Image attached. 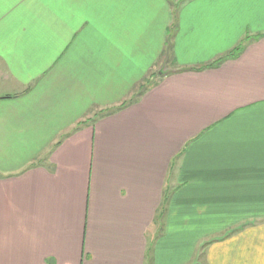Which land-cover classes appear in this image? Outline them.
Masks as SVG:
<instances>
[{
	"label": "crops",
	"instance_id": "crops-1",
	"mask_svg": "<svg viewBox=\"0 0 264 264\" xmlns=\"http://www.w3.org/2000/svg\"><path fill=\"white\" fill-rule=\"evenodd\" d=\"M0 264H264V0H0Z\"/></svg>",
	"mask_w": 264,
	"mask_h": 264
},
{
	"label": "trees",
	"instance_id": "trees-1",
	"mask_svg": "<svg viewBox=\"0 0 264 264\" xmlns=\"http://www.w3.org/2000/svg\"><path fill=\"white\" fill-rule=\"evenodd\" d=\"M241 45L237 46L233 51H231L227 56H224L222 58L217 59L216 61L212 62L211 64L207 65L206 67H213L219 64L222 60H225L227 58H231L235 55H237L238 51H240Z\"/></svg>",
	"mask_w": 264,
	"mask_h": 264
},
{
	"label": "rangeland",
	"instance_id": "rangeland-1",
	"mask_svg": "<svg viewBox=\"0 0 264 264\" xmlns=\"http://www.w3.org/2000/svg\"><path fill=\"white\" fill-rule=\"evenodd\" d=\"M149 83L151 82H144L143 85H140V88H146V87H149Z\"/></svg>",
	"mask_w": 264,
	"mask_h": 264
}]
</instances>
